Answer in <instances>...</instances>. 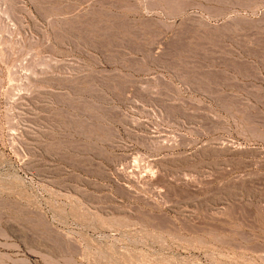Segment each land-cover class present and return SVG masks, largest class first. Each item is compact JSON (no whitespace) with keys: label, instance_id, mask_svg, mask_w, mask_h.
Segmentation results:
<instances>
[{"label":"rangeland","instance_id":"obj_1","mask_svg":"<svg viewBox=\"0 0 264 264\" xmlns=\"http://www.w3.org/2000/svg\"><path fill=\"white\" fill-rule=\"evenodd\" d=\"M175 5L0 0V264H264V26Z\"/></svg>","mask_w":264,"mask_h":264},{"label":"bare ground","instance_id":"obj_2","mask_svg":"<svg viewBox=\"0 0 264 264\" xmlns=\"http://www.w3.org/2000/svg\"><path fill=\"white\" fill-rule=\"evenodd\" d=\"M168 1H170V0H168ZM204 1H205V3H203L199 0H172V2L174 4H176L175 6L179 5V7L175 8L176 10L172 11L170 13V16H171V18L172 17L173 18H179V16L182 13H186L189 9H194V11H198L201 13L205 12L206 15H208L206 21H209L208 19H221V18L225 17V15L228 12L233 11V10H235V11L237 10V11H246L253 16V18L247 17V16H240V17L236 18L237 17V15H236V17H235L236 20H234L235 21L234 23L237 24V26H240V27H241V25H249L250 26V24L256 25L255 28L258 27V25L260 27L264 26V13L261 17L258 16V14L260 13V10L262 8H264V0H204ZM198 12H194L193 15H187L185 20L189 21V22L186 23L184 31H186V32L196 31L197 27H196L195 23H201L202 22L201 19L203 20V18L197 16V15H199V14H196ZM254 17H256V18H254ZM148 20H149V24L150 23L152 24L151 26L160 25V24L162 25V22H163V21L161 22V20H155L153 18H150ZM147 22H146V24H147ZM231 25H232V22H231Z\"/></svg>","mask_w":264,"mask_h":264}]
</instances>
